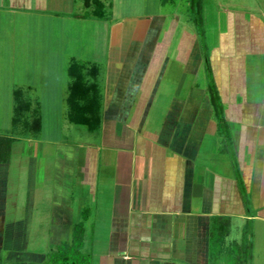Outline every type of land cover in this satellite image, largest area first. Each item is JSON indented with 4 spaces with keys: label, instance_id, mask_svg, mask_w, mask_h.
Here are the masks:
<instances>
[{
    "label": "crops",
    "instance_id": "obj_1",
    "mask_svg": "<svg viewBox=\"0 0 264 264\" xmlns=\"http://www.w3.org/2000/svg\"><path fill=\"white\" fill-rule=\"evenodd\" d=\"M79 1L91 15L73 11L77 0H0V14L48 12L52 17L67 12L75 22L103 19L95 15L99 0ZM261 3V15L240 17L235 29L242 32L222 37L220 53L211 61L193 54L191 38L181 43L186 49L177 54L186 67L193 62L188 73L196 74L204 61L222 105L221 119L214 116L209 77L189 86L186 96L177 92L172 97L169 110H179L177 115L146 117L168 61L157 34L159 21L111 24L103 71L97 62L65 53L64 118L100 133L103 141L100 149L87 145L82 156L85 202L76 203L73 211L68 208L76 195L73 187L61 183L59 193H65L60 202L66 207L63 219L71 222L72 214L79 213L71 230L82 222L85 236L92 238L88 247L93 238L105 237L104 253L96 258L92 254L91 264H212L214 256L231 254L233 246L240 245V232L248 223L264 224V0ZM55 37L48 41L56 43ZM13 86L12 126L38 133L41 103L30 97L33 83ZM70 109H91L85 122L90 127L71 120ZM14 140L0 135V166L10 160ZM71 153L70 160L65 155L66 162L79 156L78 151ZM60 169V175L69 177L70 169ZM101 174L106 184L98 181ZM213 231L219 235L214 246Z\"/></svg>",
    "mask_w": 264,
    "mask_h": 264
},
{
    "label": "rangeland",
    "instance_id": "obj_2",
    "mask_svg": "<svg viewBox=\"0 0 264 264\" xmlns=\"http://www.w3.org/2000/svg\"><path fill=\"white\" fill-rule=\"evenodd\" d=\"M99 1L103 19L92 21L75 22L67 12L51 14L52 17H48V12L0 14V24H3L0 26V135L15 139L11 143L10 160L0 166V264L42 262L54 246L69 238L66 235L70 234L71 224L80 216L72 214L71 222L63 219L66 207L60 202L65 200V193L59 194L60 184L68 183L76 194L69 209L85 202L82 191L85 192L87 186L83 184L82 156L87 145L99 149L103 145L100 133L88 132L84 126L70 124L64 118L65 53L83 62H97L103 71L111 24L159 21L157 34H160L159 41L165 43L168 61L152 107L145 115L149 120L161 118L168 112L177 115L179 110H169L172 97L177 92L179 96H186L189 86L204 83L209 77L204 72V61L196 74L186 70L193 69V62L186 67V63L178 61L177 54L186 49L181 43L194 39L193 54H201L206 62L211 61L214 54L220 53L222 37L242 32L235 29L240 17H258L263 9L262 0H200L199 8L191 7L192 0ZM77 2L72 7L77 15H91L86 13L89 8ZM195 10H199V14ZM55 15L64 20L56 19ZM53 35L56 36L54 44L48 41ZM45 80L50 83L44 84ZM15 82L34 85L35 92H31L30 97L41 103L38 133L11 124ZM71 151H78L79 156L66 162L71 159ZM61 167L70 169L69 177L60 175ZM98 179L105 184L108 181L102 174ZM77 186L80 195L75 193ZM254 229L258 236L253 233ZM232 233L230 238L235 236L234 229ZM240 234V245L233 246L231 254L214 256L212 264H264V224L256 226L250 222ZM96 239L93 238L92 247H88L92 249L91 263L93 255L96 258L105 251V237Z\"/></svg>",
    "mask_w": 264,
    "mask_h": 264
},
{
    "label": "trees",
    "instance_id": "obj_3",
    "mask_svg": "<svg viewBox=\"0 0 264 264\" xmlns=\"http://www.w3.org/2000/svg\"><path fill=\"white\" fill-rule=\"evenodd\" d=\"M91 0H85L86 3H90ZM99 6V9L96 11L97 13L95 15L102 17L101 14V7L102 4L99 2L97 3ZM197 6L200 7V0H192L191 1V7ZM196 14H199L198 11H194ZM198 16V15H197ZM207 73L209 76V92H210V99L211 104L214 111V116L218 119L222 118V105L219 101L217 91L214 85L213 80L210 77V71L207 69ZM22 111V110H21ZM91 109H70V117L71 120L79 122V123H85L88 121V116L91 115ZM88 127H90V124H86ZM92 127V126H91ZM2 147V146H0ZM3 148V147H2ZM215 232H212V246L214 244H217L219 235L214 234ZM87 237L85 236L84 227L82 222H78L73 225L71 234L67 240L62 241L60 244L54 246L49 253L47 254V257L42 262H32V263H16V264H91V250L88 249Z\"/></svg>",
    "mask_w": 264,
    "mask_h": 264
}]
</instances>
